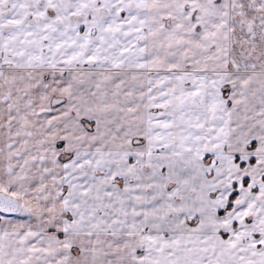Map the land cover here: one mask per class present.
Listing matches in <instances>:
<instances>
[{
	"label": "snow or ice",
	"instance_id": "snow-or-ice-1",
	"mask_svg": "<svg viewBox=\"0 0 264 264\" xmlns=\"http://www.w3.org/2000/svg\"><path fill=\"white\" fill-rule=\"evenodd\" d=\"M0 264H264V0H0Z\"/></svg>",
	"mask_w": 264,
	"mask_h": 264
}]
</instances>
